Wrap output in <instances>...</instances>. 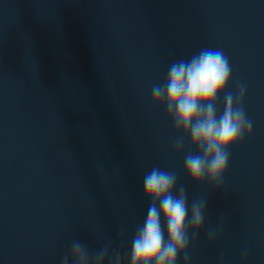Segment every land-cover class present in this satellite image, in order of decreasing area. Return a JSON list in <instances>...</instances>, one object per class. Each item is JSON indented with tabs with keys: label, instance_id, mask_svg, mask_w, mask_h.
<instances>
[{
	"label": "water",
	"instance_id": "water-1",
	"mask_svg": "<svg viewBox=\"0 0 264 264\" xmlns=\"http://www.w3.org/2000/svg\"><path fill=\"white\" fill-rule=\"evenodd\" d=\"M204 48L231 66L218 115L242 86L252 128L220 189L191 183L151 105L169 65ZM153 166L207 202L188 264H264V0H0V264H61L74 239L123 259Z\"/></svg>",
	"mask_w": 264,
	"mask_h": 264
},
{
	"label": "clouds",
	"instance_id": "clouds-1",
	"mask_svg": "<svg viewBox=\"0 0 264 264\" xmlns=\"http://www.w3.org/2000/svg\"><path fill=\"white\" fill-rule=\"evenodd\" d=\"M230 76L231 66L223 51L204 48L190 59L172 62L166 79L151 87V105L165 111L173 129L174 151L184 152V172L194 185L207 183L220 189L229 165V149L251 134V122L242 106V86L227 93L223 112L218 115L216 101L225 92ZM186 141L190 143L187 151ZM143 195L148 202L147 216L137 226L123 259L107 243L90 252L74 239L61 264H177L180 256L188 264L190 234L195 241L205 225L206 200L193 199L189 205L186 187L178 185L177 173L159 166L143 175ZM221 230L222 223L209 228V242ZM247 255L245 248L241 259L246 260Z\"/></svg>",
	"mask_w": 264,
	"mask_h": 264
}]
</instances>
